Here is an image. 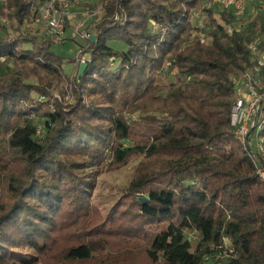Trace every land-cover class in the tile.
<instances>
[{
    "label": "trees",
    "instance_id": "obj_1",
    "mask_svg": "<svg viewBox=\"0 0 264 264\" xmlns=\"http://www.w3.org/2000/svg\"><path fill=\"white\" fill-rule=\"evenodd\" d=\"M210 1L107 0L81 46L87 69L79 76L77 62L68 77L50 41L22 32L40 21L36 2L8 0L16 35L0 37V264H89L94 242L57 255L50 246L89 213L96 174L134 157L130 209L117 202L108 215H136L149 262L264 264V116L245 143L232 126L235 82L257 64L250 45L264 53V14L242 25L249 13ZM199 10L208 21L193 25ZM66 82L73 101H53Z\"/></svg>",
    "mask_w": 264,
    "mask_h": 264
},
{
    "label": "rangeland",
    "instance_id": "obj_2",
    "mask_svg": "<svg viewBox=\"0 0 264 264\" xmlns=\"http://www.w3.org/2000/svg\"><path fill=\"white\" fill-rule=\"evenodd\" d=\"M0 1L1 5L4 4L2 10L4 16L0 17V37L8 36L9 38H13L16 34L13 33L11 28L12 22L7 17L9 13L13 12L6 6L8 5V0ZM31 1L36 2L32 7L33 12L35 10L38 12V10L41 11L42 8L46 7L50 0ZM53 1H55L53 4L54 11L62 22L63 27L60 31L63 35H60V31L59 33L57 31L53 32L44 20L30 22L26 27L22 28V32H25L28 37L38 39L40 42L50 41L52 43L51 50L61 57L64 74L68 77H73L75 76V67L82 50L81 46L85 43L81 36L76 35V27L86 22L83 30L94 34L96 25L105 17L104 4L107 0ZM200 10L193 11L195 14L192 22L193 25L199 24L201 26V23L208 18ZM219 10L222 11V9ZM256 12L257 10L253 8L241 24H248L254 18L253 16H255ZM215 17L218 18L217 12ZM229 33L231 34L232 30H229ZM58 37H60V40H57ZM111 46L118 50L126 49V45L123 43L114 42L111 43ZM6 69L14 70V66L8 64ZM175 75H177V71L171 74L168 79H164L165 83L176 82ZM52 98L53 101L58 100L64 104L72 102L74 98L72 85L67 82L57 84ZM133 118L136 119L137 116ZM135 136L138 141L145 140L142 128H138L135 131ZM141 161L142 158L134 157L122 165L103 167L96 174V187L92 197V208L87 215L77 219L78 226H75L76 224L65 226L62 233L50 246V249L53 247L52 255H57L61 250L71 246L94 242L97 251L94 254V259L89 264H152L145 255L146 247L149 244V234L137 227L136 215L126 214L120 209H117L114 215H108L114 209L117 202L124 203V206L130 209L128 202H131V197L127 192V188L133 180L135 169ZM133 213H135V208ZM45 259L46 264H77L65 261L57 263L50 255H47ZM206 264L217 263L210 261Z\"/></svg>",
    "mask_w": 264,
    "mask_h": 264
},
{
    "label": "built area",
    "instance_id": "obj_3",
    "mask_svg": "<svg viewBox=\"0 0 264 264\" xmlns=\"http://www.w3.org/2000/svg\"><path fill=\"white\" fill-rule=\"evenodd\" d=\"M55 1L50 0L46 7L40 11V20L48 23L49 28L59 33L62 29V22L54 11L53 4ZM211 6H218L224 9H232L237 17H243L250 13L253 8L264 14V0H211ZM86 22L76 27V35L81 36L83 40L90 35L83 30ZM60 35L63 34L60 31ZM60 40V37L57 40ZM250 49L256 56L257 64L253 71L248 73L244 80L236 81L237 101L232 112V126L235 127L236 137L241 143H245L252 129L257 127L259 117L264 116V53L258 52L256 44H251ZM5 58H0V62ZM80 65L86 64L85 57L78 59ZM260 176L264 180V172L260 171ZM230 254L233 251L229 252Z\"/></svg>",
    "mask_w": 264,
    "mask_h": 264
},
{
    "label": "water",
    "instance_id": "obj_4",
    "mask_svg": "<svg viewBox=\"0 0 264 264\" xmlns=\"http://www.w3.org/2000/svg\"><path fill=\"white\" fill-rule=\"evenodd\" d=\"M92 40H94L93 37H92ZM86 69H87V65H86L85 63L82 64V65L80 66V68H79V73H78V75L81 76V75L85 72Z\"/></svg>",
    "mask_w": 264,
    "mask_h": 264
}]
</instances>
